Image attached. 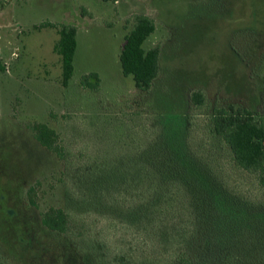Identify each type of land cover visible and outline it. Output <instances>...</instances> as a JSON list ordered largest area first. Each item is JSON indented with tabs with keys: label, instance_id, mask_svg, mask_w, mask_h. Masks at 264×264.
Returning <instances> with one entry per match:
<instances>
[{
	"label": "rangeland",
	"instance_id": "374dc122",
	"mask_svg": "<svg viewBox=\"0 0 264 264\" xmlns=\"http://www.w3.org/2000/svg\"><path fill=\"white\" fill-rule=\"evenodd\" d=\"M135 15L155 24L144 49L160 48L148 93L123 76L118 59ZM61 25L77 29L66 87L53 51ZM90 73L100 79L97 91L80 85ZM195 91L205 96L201 109L190 101ZM230 104L264 117V0H1L4 264H176L179 252L204 246L210 264L229 252L227 264H264V189L229 164L212 132L213 108ZM36 123L57 133L61 155L35 139ZM155 146L175 161L203 164L199 176L235 199L228 211L238 232L217 233L211 247L204 234L194 241L182 193L149 212L139 208V165L145 147ZM51 207L69 214L66 233L43 227Z\"/></svg>",
	"mask_w": 264,
	"mask_h": 264
},
{
	"label": "trees",
	"instance_id": "16d2710c",
	"mask_svg": "<svg viewBox=\"0 0 264 264\" xmlns=\"http://www.w3.org/2000/svg\"><path fill=\"white\" fill-rule=\"evenodd\" d=\"M130 20L132 24L120 49L119 64L123 76L131 77L137 90L148 93L159 74L160 48L144 49L145 42L155 31V24L144 15H135ZM40 27L54 26L44 24ZM76 33V27L61 25L57 29L58 40L53 47V51L61 60L64 87L73 77ZM80 85L83 89L97 91L100 87V79L97 74L90 73L81 77ZM190 101L197 109L206 105L205 96L201 91L191 93ZM211 124L213 134L227 149L229 164L234 169L253 175L258 187L264 189V117H257L250 110L235 104L219 105L212 110ZM32 130L35 139L44 148L61 155L58 135L53 129L45 124L36 123L32 126ZM144 154L146 158L139 165L141 174L138 186V201L141 202L139 208L149 212L151 207H156L159 203H173L175 200L173 195L182 193L183 201L188 204L189 211L193 215V232L190 238L194 241L202 239L204 234L205 243L211 247L214 243L213 236L217 233L224 231L227 235L236 230L235 220L228 211L232 209L231 204L235 203L234 198L226 197V193L216 179L199 176V173H202L203 164L198 160L175 161L157 146L145 147ZM183 171L185 174L182 173ZM34 194L30 189L29 203L34 204ZM203 195L208 197L206 202L211 203L210 207L203 202ZM219 195L223 197V204L219 201ZM216 208L223 210V214L220 212V215ZM156 219L161 221V216ZM70 224L69 214L61 209L51 207L43 214L42 225L49 231L63 234L68 231ZM243 228L249 229L248 226ZM246 233L249 234V231ZM203 250L205 246L197 253L181 251L176 254L175 263L210 264L202 260ZM232 257V253L229 252L221 256L220 260L222 264H227L232 261ZM0 264H4L1 258Z\"/></svg>",
	"mask_w": 264,
	"mask_h": 264
}]
</instances>
